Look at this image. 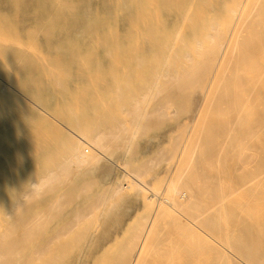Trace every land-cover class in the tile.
Instances as JSON below:
<instances>
[{
    "label": "bare ground",
    "instance_id": "6f19581e",
    "mask_svg": "<svg viewBox=\"0 0 264 264\" xmlns=\"http://www.w3.org/2000/svg\"><path fill=\"white\" fill-rule=\"evenodd\" d=\"M169 1L131 0L112 20L109 136L137 131L140 105L124 87L143 66L151 75L145 116L165 119L178 118L181 110L188 113L175 120L171 144L159 151L169 155L167 175H146L154 158L137 164L125 161L122 179L102 193L133 195L146 206V215L120 240L116 264H264V0H184L172 20ZM168 87L185 95L183 105L172 106L173 101L164 99ZM69 124L63 141L68 154L57 168L30 179L34 195L63 180L71 167L101 173L108 162H115L103 130ZM148 191L155 196L149 197ZM41 213L32 216L23 238L27 251H20L14 264H56L63 247L77 237L68 236L74 221L42 232ZM161 227L174 233L156 243ZM92 237L68 264H87L109 241ZM171 237L184 240L188 251L179 255L175 248L164 249Z\"/></svg>",
    "mask_w": 264,
    "mask_h": 264
},
{
    "label": "rangeland",
    "instance_id": "374dc122",
    "mask_svg": "<svg viewBox=\"0 0 264 264\" xmlns=\"http://www.w3.org/2000/svg\"><path fill=\"white\" fill-rule=\"evenodd\" d=\"M183 1H169L170 20ZM130 2L0 0V76L6 80H0V264H14L17 254L27 251L24 232L32 216L39 212H42L39 217L42 232L47 233L51 225L74 221L68 236L76 234L77 237L63 247L56 264H68L78 256L89 236L96 239L106 236L109 241L87 264H116L120 240L146 215V206L133 195L107 194L104 197L102 193L122 179L121 166L125 161L137 164L151 157L155 163L147 176L163 177L168 173L169 155L161 156L159 151L171 144L175 120L187 117L188 113L180 109L178 118L145 116L149 112L146 94L151 82L146 66L138 68L124 87L129 98L138 100L140 105L137 131L130 135L111 134L112 137L107 133L106 114L112 91L108 51L112 20L114 14L124 12ZM13 87L65 125L48 118ZM162 96L166 101H173L172 106L183 105L185 99L184 94L171 87ZM69 122L103 130L107 134L105 138L108 136L112 159L118 164L108 162V168L101 173H90L87 167H71L63 180L35 192L39 196L34 195L30 192L33 189L30 179L47 173L49 168H57L68 154L63 141L68 135ZM147 194L155 196L152 191ZM92 199L94 202L88 211L80 213ZM147 216H151L150 211ZM157 233L156 243H164L165 236L174 231L161 227ZM175 240L171 237L163 248H175L179 255L188 251L184 240Z\"/></svg>",
    "mask_w": 264,
    "mask_h": 264
}]
</instances>
